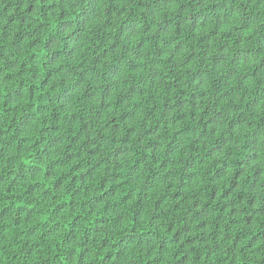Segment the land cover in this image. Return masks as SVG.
<instances>
[{
  "label": "clouds",
  "instance_id": "9594fccd",
  "mask_svg": "<svg viewBox=\"0 0 264 264\" xmlns=\"http://www.w3.org/2000/svg\"><path fill=\"white\" fill-rule=\"evenodd\" d=\"M0 264H264V0H0Z\"/></svg>",
  "mask_w": 264,
  "mask_h": 264
}]
</instances>
